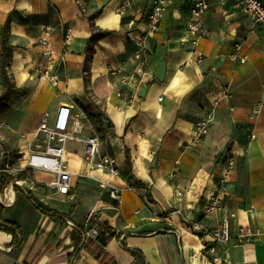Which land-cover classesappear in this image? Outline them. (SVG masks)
I'll use <instances>...</instances> for the list:
<instances>
[{"label": "crops", "instance_id": "1", "mask_svg": "<svg viewBox=\"0 0 264 264\" xmlns=\"http://www.w3.org/2000/svg\"><path fill=\"white\" fill-rule=\"evenodd\" d=\"M82 1L0 0V97L5 91L1 38L7 25L10 57L5 71L17 90L0 100V162L7 151L6 165L24 167L27 155L41 144L44 114L54 115L64 104L81 114L83 138L100 139L99 153L92 158L83 143H68L66 156L74 174L69 194L48 187L53 177L42 171L18 174L23 187L12 183L0 194V223H15L21 240L16 246L14 236L0 229V264H189L197 251L191 247L187 256L185 221L214 230L225 217L230 219L231 242L218 246V263L213 256L204 257L211 234H194L202 246L200 264H264L260 26L235 6L236 0H208L207 34L194 42L184 39L191 0H170L156 32L149 30L152 0ZM125 3L130 10L119 15ZM92 15L97 31L111 34L93 44L88 60ZM127 16L132 19L124 23ZM45 36L51 64L40 42ZM141 38L147 46L145 70L137 83L127 85L123 76L134 72L131 60ZM107 39L111 46L104 49L95 73L98 46ZM163 61L167 74L162 83L155 72ZM146 86V97H141ZM257 107L261 111L255 117ZM209 119L208 132L196 141L199 125ZM104 155L116 160L118 174L95 167ZM32 185L34 198L25 191ZM111 189L119 190L118 200ZM216 193L224 198L222 209L205 213L203 205ZM94 211L91 225L101 235L86 239ZM101 238L108 239L105 245Z\"/></svg>", "mask_w": 264, "mask_h": 264}, {"label": "built area", "instance_id": "2", "mask_svg": "<svg viewBox=\"0 0 264 264\" xmlns=\"http://www.w3.org/2000/svg\"><path fill=\"white\" fill-rule=\"evenodd\" d=\"M78 3L82 4V0H77ZM191 17L190 23L186 29L184 39L192 40L197 42L201 37L207 34L204 28V21L206 13L209 9L208 0H191ZM170 0H152L151 11L148 14L149 19V30L156 32L159 29L161 21L168 13ZM235 6L242 10L248 16H251L255 23L261 28V32L264 36V3L262 0H236ZM130 10L129 3L122 5L117 13L119 15H126ZM86 9L84 8V12ZM46 34L48 35L49 28H46ZM72 30L69 29L67 35V41L70 40ZM40 42L46 47L44 56L48 57V62L51 64L52 50L50 49L49 39L47 36L40 39ZM139 49L136 51L131 63L135 65L134 72L130 76H123L122 82L130 85L131 83H137V76L141 75L146 66V60L144 58L145 51L147 49L145 38H141L138 42ZM124 69H120L122 72ZM50 79L56 83L55 75H50ZM162 99V98H161ZM261 109L257 107L255 110V117L258 116ZM202 123L198 127L196 141H200L202 137L208 132V123ZM83 123L82 116L79 112L73 110V106L69 104L62 105L57 112L52 115L46 112L43 116V120L39 127L38 137H41V144L37 149H32L27 155L26 163L24 167L14 168L6 165L5 171L14 176L13 186L23 187L24 181L17 177L18 174L24 171H42L50 174L53 180L47 182V186L53 189L59 194L67 195L70 193L73 187L74 174L69 169V163L67 160V145L70 142L83 143L85 145V154L88 158L95 157L99 153L100 139L97 135L83 138ZM255 138V135H252ZM233 160L230 159L228 168H232ZM97 169L103 170L108 174H118V167L116 160L109 156H101L100 160L95 163ZM225 181L221 178L220 183ZM109 184L104 185L106 188ZM28 195L32 198L37 196V189L35 186H31L30 190H25ZM112 198L118 200L120 198V192L118 189H111ZM223 196L220 193H216L211 196L209 200H206L203 205L205 213H216L222 209ZM95 211L91 213L88 223L86 225L85 238H98L101 233L100 230L91 225V221L94 219ZM179 215H183L181 211H177ZM190 223L188 226L189 230L195 234L200 235L208 232L212 236V240L208 247H204V257L209 259L213 256V261L218 263L220 257L217 256L218 246L225 244L230 240V219L229 217L223 218L220 226L214 230H208L201 222L198 221H185Z\"/></svg>", "mask_w": 264, "mask_h": 264}, {"label": "trees", "instance_id": "3", "mask_svg": "<svg viewBox=\"0 0 264 264\" xmlns=\"http://www.w3.org/2000/svg\"><path fill=\"white\" fill-rule=\"evenodd\" d=\"M95 16L96 15H92L89 17L90 23H91L92 29H93V34L89 39V45L87 48V52H88V58L87 59L88 60L91 58L92 53H93V44L96 43L101 38L111 34V32H107V31H104V32L97 31V29L94 26ZM131 19H132V16H127V17H124L122 21L124 23H128L131 21ZM8 28H9V25H7L4 28L2 38H1V42H2L1 65H2V70H3V81L5 84V91H4L3 95L0 97V100H4V99L8 98L12 93L17 91L16 89L13 88V86H12L8 76H7V72L5 71L6 63L10 57V46L8 44ZM8 160H9V153L6 151L3 154L2 160L0 162V194H2V195L5 193V190L8 187H10L11 184L14 182V176L4 170ZM142 186H143V184H142ZM14 187H16V186H14ZM39 208L44 213L53 214L50 210L43 207L42 205H39ZM187 225L190 226V223H187ZM0 229L5 230L7 232H10L14 236V243L16 246H19L21 244V240L18 237L19 227L15 223H0ZM110 235L114 236V233L110 232ZM107 240H108L107 238L106 239L101 238V243L105 245L107 243ZM228 242H231V240H229Z\"/></svg>", "mask_w": 264, "mask_h": 264}, {"label": "bare ground", "instance_id": "4", "mask_svg": "<svg viewBox=\"0 0 264 264\" xmlns=\"http://www.w3.org/2000/svg\"><path fill=\"white\" fill-rule=\"evenodd\" d=\"M110 43L111 41L109 39L107 40H103L99 46H98V55H97V58H96V61L94 63V66H93V69H94V72L97 73L100 69V66H101V57L104 55V49H108L110 48ZM119 44V49H123V45H122V41H119L118 42ZM184 237H185V240H186V245H185V251L187 253V256L189 257V249L191 247H194L196 249V258L191 260L190 259V262L189 264H200V261H199V253L198 251L202 248L201 244L199 241H197V238L195 237V235L189 230V229H184ZM80 261H84V259H80ZM92 262V264H96L95 262H93L92 260H90Z\"/></svg>", "mask_w": 264, "mask_h": 264}, {"label": "water", "instance_id": "5", "mask_svg": "<svg viewBox=\"0 0 264 264\" xmlns=\"http://www.w3.org/2000/svg\"><path fill=\"white\" fill-rule=\"evenodd\" d=\"M166 74H167V62L163 61L157 71L155 72V78L160 82H165L166 80ZM149 87H144V89L141 91L140 96L146 97V94L148 92Z\"/></svg>", "mask_w": 264, "mask_h": 264}]
</instances>
